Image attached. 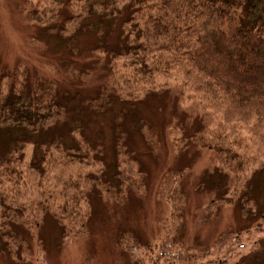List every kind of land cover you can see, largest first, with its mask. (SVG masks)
<instances>
[{
  "label": "trees",
  "instance_id": "16d2710c",
  "mask_svg": "<svg viewBox=\"0 0 264 264\" xmlns=\"http://www.w3.org/2000/svg\"><path fill=\"white\" fill-rule=\"evenodd\" d=\"M53 1V9L27 12L28 20L40 25L47 19L57 20V26H47L44 35L55 37L58 48H69L78 35L92 33L97 39L94 50L104 55L102 71L105 72H102L103 78L101 76L94 87L92 96L83 97L77 93L78 96L71 97L76 102L72 106L58 94L55 79L43 75L44 80L30 82L22 71L2 69L0 187L6 184L16 187L14 185L18 184L21 175L23 150L28 145L32 146L29 169L41 175L47 157L53 152L61 156L58 159L63 165H71L75 161L86 165L102 164L103 169H107L109 164L102 154V144H99L102 143L103 134L99 133L102 127L105 124L109 127L110 138L112 135L115 141L112 148L114 155L117 150H125L127 139L124 142L123 137L129 131L142 137L145 135L143 127L148 123L142 115L139 116L140 106L154 101L161 103L170 98L175 100L179 111L177 103L181 96L169 87L174 84L181 92L186 90L198 98L207 118L190 136L175 137L176 130H180L177 126L171 125L166 129L162 125L163 133L159 138L173 152L178 145L186 143L196 142L204 149L215 145L218 153H224L223 164L231 174L230 185L227 188L218 187L216 200L232 208L239 204L238 196L224 200L236 184L238 171L264 161V0H85L78 9L75 0ZM87 15L92 21L84 24L83 17ZM61 17L63 19L58 20ZM68 25H72L70 29H67ZM74 50L73 45L70 51ZM122 56L131 59L130 66L123 68L131 72V87L123 83L113 64ZM53 61L59 63V59ZM53 68H56L54 64ZM160 80L161 83L158 82ZM160 108L159 105L157 112ZM94 121L98 126L103 124L100 130L98 127L95 129L98 133L96 138L92 133L86 134L90 132L88 125ZM77 134L81 138H76ZM67 138L73 142L65 144L63 140ZM146 140L158 138L147 136ZM123 152L137 164L136 152ZM170 155L172 153L166 157ZM169 173L163 176L162 182L166 181L168 185L179 183L176 191L181 193V197L186 196V176L183 177L182 169ZM119 178L112 182H116L117 188L121 189L123 185L119 183L124 180L118 181ZM128 182L131 184V179ZM128 182L126 189L132 190ZM100 183L99 180L97 184ZM202 185H205V178ZM212 185L209 180V188ZM137 186L143 187L141 177ZM118 193L115 189L112 196ZM244 197L241 200L246 204L249 201ZM207 201L210 204L216 202L206 199V205H209ZM255 207V214L250 220L241 211L251 227L258 221L264 223V201L255 203ZM9 209L0 196L1 212L14 214ZM4 214L6 219L0 221V245L3 240L5 244L4 248H0V254L19 260L18 251L11 249L6 242L20 243L26 234L19 233L15 216L10 218ZM129 229L116 235L115 242L119 247L127 237L135 245L142 242L133 233L135 229L132 226ZM60 230L63 231L59 236V246L67 236L64 227ZM37 241L38 249L45 256L44 242L42 239ZM21 250L27 251L28 248L21 247ZM44 256L41 258L43 261ZM32 261L38 262L31 255L24 259L26 263ZM81 264H96L95 257L85 254Z\"/></svg>",
  "mask_w": 264,
  "mask_h": 264
},
{
  "label": "rangeland",
  "instance_id": "374dc122",
  "mask_svg": "<svg viewBox=\"0 0 264 264\" xmlns=\"http://www.w3.org/2000/svg\"><path fill=\"white\" fill-rule=\"evenodd\" d=\"M84 1L75 0V7L80 8L79 4ZM54 7L53 0H0V74L2 69H6L24 72L30 82L55 79L58 94L73 106L76 102L71 97L75 98L77 93L83 97L92 96L102 72H105L102 71L104 55L94 50L97 39L92 33L78 35L69 48H58L55 37L44 35V29L49 25L56 27L57 20L46 17L47 20L40 25L27 18V12ZM91 21L88 15L83 17L84 24ZM71 26L68 25L67 29ZM73 45L75 50L71 52ZM55 59H59V63L53 61ZM130 63L128 56L113 62L117 74L120 73L123 83L129 87L131 72L123 68L129 67ZM169 87L180 94L177 105L182 111L176 109L175 100L170 98L161 103L154 101L140 106L139 116L142 115L148 123L143 127L145 138L131 131L123 137L124 142L127 139L124 149L136 152L137 164L129 160L131 158L123 152L125 150H117L114 155L112 148L115 141L112 135L110 138L109 127L106 124L98 126L96 121L88 125L90 132L86 134L92 133L96 138L98 133L95 129L98 127L100 130L103 126L99 131L103 134L99 144H102V154L109 164L105 170L102 164L86 165L74 161L71 165H63L58 159L61 156L53 152L47 157L41 175L29 169L32 146L25 147L19 185H14L15 188L10 184L0 187V196L14 214H4L0 210V221L6 219L3 214L10 218L15 216L19 233H25L26 237L20 243L6 242L11 249L18 251L19 260L7 253L11 259L0 254V264H81L85 254L94 256L96 264L264 262V223L258 221L251 227L241 212L244 211L250 220L256 211L255 203L264 201V161L238 171L236 184L224 200L238 196L239 204L232 208L226 203H218V187L227 188L230 185L231 174L223 164L224 153H218L215 145L208 150L194 141L178 145L173 152L159 138L164 125L166 129L171 125L180 129L176 130L175 137L190 136L207 118L196 96L186 90L181 92L174 84ZM159 105L161 108L157 112ZM147 136H156L158 140L147 141ZM77 137L80 136L77 134ZM230 140H233L232 136ZM63 142L70 144L73 141L67 138ZM175 169H182L183 177L186 176V196L181 197V193L176 191L179 183L168 185L166 181L162 182L163 176ZM140 177L143 187L137 186ZM117 178L118 181L124 180L119 183L123 185L121 189L117 188L116 182H112ZM203 178L205 185L201 186ZM99 180L101 183L97 184ZM209 180L213 184L210 188ZM127 182L132 190L126 189ZM115 189L119 193L112 196ZM242 196H246L243 199L249 202L243 203ZM206 199L216 202L210 204L207 201L209 205H206ZM19 205L21 207L14 210ZM207 206L209 208L205 209ZM131 226L142 242L135 245L127 237L119 247L115 242L116 235L126 229L131 230ZM62 227L67 236L59 246ZM39 239L46 247L45 256L37 247ZM4 244L3 240L0 248H4ZM21 247L28 250L22 251ZM261 247V251L254 254ZM28 255L38 262H24ZM43 256L45 261L41 259ZM186 256L188 258L185 259Z\"/></svg>",
  "mask_w": 264,
  "mask_h": 264
}]
</instances>
